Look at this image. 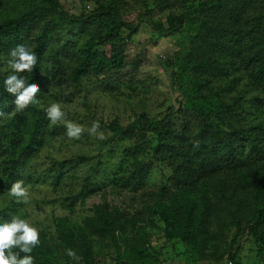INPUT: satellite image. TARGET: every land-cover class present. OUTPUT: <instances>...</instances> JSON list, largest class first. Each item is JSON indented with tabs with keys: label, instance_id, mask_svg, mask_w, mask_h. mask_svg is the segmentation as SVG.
<instances>
[{
	"label": "trees",
	"instance_id": "trees-1",
	"mask_svg": "<svg viewBox=\"0 0 264 264\" xmlns=\"http://www.w3.org/2000/svg\"><path fill=\"white\" fill-rule=\"evenodd\" d=\"M84 2L90 6L75 15L60 0H0L4 193L27 175L25 166L58 129L45 111L61 92H53V85L62 88L69 82L77 90L83 84H104L110 90L134 79L139 64L127 59L125 45L136 24L124 20V0ZM147 8L168 11L157 19L144 18L154 32L178 36L177 49L163 64L176 96L163 115L138 116L131 127L143 139L125 149L121 160L127 164L109 182L115 189L141 191L152 163L168 175L131 214L103 199L81 223L55 218L52 233L39 232L40 244L31 252L35 264H69L73 259L67 249L81 257L74 264H97L93 247L98 240L114 248L116 264H126L125 259L162 264L139 224L146 218L161 223L167 241L186 247L188 264L212 256L214 225L233 224L235 232L264 245V0H153ZM19 44H28L37 56L32 72L19 75L40 88L38 103L23 111H16L3 84L12 74L9 53ZM105 129L116 136L125 133L116 120ZM142 145L149 149V160L125 158ZM54 160L58 182L64 164ZM91 193L84 183L77 197L83 201ZM14 201L0 208V222L16 215ZM228 258L238 264L234 255Z\"/></svg>",
	"mask_w": 264,
	"mask_h": 264
},
{
	"label": "rangeland",
	"instance_id": "rangeland-1",
	"mask_svg": "<svg viewBox=\"0 0 264 264\" xmlns=\"http://www.w3.org/2000/svg\"><path fill=\"white\" fill-rule=\"evenodd\" d=\"M84 1L60 0L64 9L75 15L87 9L88 4ZM152 1L124 0V20L136 24V32L125 45L127 59L136 60L139 64L134 79L126 80L118 89L110 90L104 84L94 86L91 83L83 84L77 90L69 82L62 88L52 86L53 92L61 90L56 95L55 103H59L66 113V120L81 125L85 132L79 139H71L66 135L64 121H60L56 124L58 129L53 139L25 166L27 175H23L21 180L29 190L30 199L28 203L14 201L15 212L16 216L28 220L39 232L45 230L52 233L54 219L58 217L65 216L81 223L91 213L93 205L103 199L110 206L128 214L138 211L143 201H146L147 194L153 193L163 177L168 175L163 166L152 163L146 186L141 191L115 189L109 182L127 164L121 160L125 149L143 139L141 133L131 127L138 116L163 115L176 96L163 64L177 49L178 36L158 35L143 21L149 15L157 19L168 13L167 10L163 13L151 11L147 5ZM96 120L100 121L99 131L104 133V140L97 139L96 135H90L87 131ZM113 120L124 127V134L116 136L105 129V124ZM126 154L125 158L128 159L135 156L150 159L149 149L144 145L140 151L130 150ZM54 159H62L60 161L64 164L58 182L53 178L57 168L54 162L58 161ZM84 183L93 193L81 201L77 193ZM12 199L15 200L9 193L0 190V208ZM139 224L145 228L152 251L158 253L162 264L190 262V255L182 243L167 241L163 237L162 225L158 220L146 218ZM213 227L215 240L209 251L212 256L196 261L197 264H231L233 262L228 258L229 255H234L238 264H264V245L259 246L245 234L235 232L233 224ZM93 251L97 264H116L115 250L111 245L98 240L94 243ZM124 262L132 264L126 259ZM69 264H74V261H69Z\"/></svg>",
	"mask_w": 264,
	"mask_h": 264
},
{
	"label": "clouds",
	"instance_id": "clouds-1",
	"mask_svg": "<svg viewBox=\"0 0 264 264\" xmlns=\"http://www.w3.org/2000/svg\"><path fill=\"white\" fill-rule=\"evenodd\" d=\"M9 55L11 59L8 60V66L12 74L4 79L3 84L7 93L14 97L12 103L15 105L16 111H23L29 105L38 103L37 95L40 88L37 83H29L25 77L19 74L32 72L37 63V56L34 51L23 44L11 49ZM45 111L53 125L64 121L66 135L69 138L79 139L85 132V128L81 125L66 120V113L61 109L59 103H51ZM5 115L4 111L0 110V117H5ZM99 129L100 121L96 120L92 122L87 131L90 135H96L99 140L106 139L104 133ZM9 195L15 198L16 203H28L30 199L29 190L25 187L23 180H16L10 185ZM39 244V230L28 220L13 215L10 220L0 222V264H35V258L31 252ZM14 249H19V251H14ZM66 253L74 261L81 260V257L73 249H67Z\"/></svg>",
	"mask_w": 264,
	"mask_h": 264
}]
</instances>
